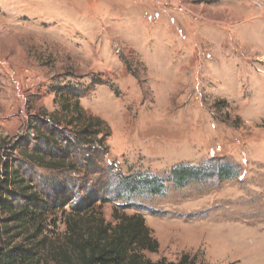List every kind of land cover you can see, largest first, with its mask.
I'll use <instances>...</instances> for the list:
<instances>
[{
	"label": "rangeland",
	"instance_id": "obj_1",
	"mask_svg": "<svg viewBox=\"0 0 264 264\" xmlns=\"http://www.w3.org/2000/svg\"><path fill=\"white\" fill-rule=\"evenodd\" d=\"M61 88L110 131L101 146L68 151L73 169L41 168L21 150L60 154L48 138L65 149L67 135L45 122ZM6 161L53 198L93 193L109 222L126 178L157 176L165 197L122 209L141 213L158 240L148 259L264 264V0H0ZM178 164L201 175L176 186ZM210 170L218 174L205 178ZM53 218L46 234L62 244L60 210Z\"/></svg>",
	"mask_w": 264,
	"mask_h": 264
},
{
	"label": "trees",
	"instance_id": "obj_2",
	"mask_svg": "<svg viewBox=\"0 0 264 264\" xmlns=\"http://www.w3.org/2000/svg\"><path fill=\"white\" fill-rule=\"evenodd\" d=\"M65 89L56 92L63 99L59 113L45 121L51 125L47 128L51 135L56 136L59 130L67 135L62 140L65 149L59 148L55 139L48 138V144L60 150V154L51 150L44 153H38L36 149L21 150L24 159L41 168L74 167L68 151L80 144L101 146L103 135L110 131L100 117L84 112L81 95H73ZM43 117L46 118L40 119L44 120ZM23 162L21 159L20 164ZM13 163L6 161L0 166V264H40L44 261L55 264H196L189 253H184L177 261L148 259L147 252L159 250L158 240L152 236L141 213L123 211L136 198L165 197L166 186L157 176L126 178L123 197L119 198L125 205L114 207V221L109 222L101 210L103 200L93 198L89 201L93 193L87 197L71 188L64 192L58 189L59 195L55 194L57 197L53 198L50 192L44 194L36 190L34 184H29L19 166ZM200 169L187 164L174 166L171 173L175 185H187L201 175ZM217 174L210 170L203 176L212 178ZM58 210L65 225L62 244H57L46 234L47 223L49 227L56 224V218L49 220L48 217Z\"/></svg>",
	"mask_w": 264,
	"mask_h": 264
}]
</instances>
